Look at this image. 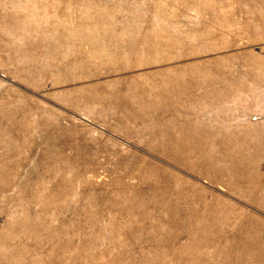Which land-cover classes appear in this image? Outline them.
<instances>
[{"label": "rangeland", "instance_id": "374dc122", "mask_svg": "<svg viewBox=\"0 0 264 264\" xmlns=\"http://www.w3.org/2000/svg\"><path fill=\"white\" fill-rule=\"evenodd\" d=\"M0 264H264V0H0Z\"/></svg>", "mask_w": 264, "mask_h": 264}]
</instances>
